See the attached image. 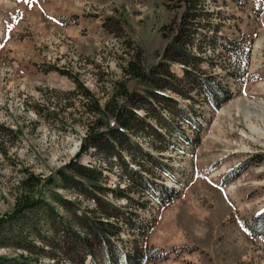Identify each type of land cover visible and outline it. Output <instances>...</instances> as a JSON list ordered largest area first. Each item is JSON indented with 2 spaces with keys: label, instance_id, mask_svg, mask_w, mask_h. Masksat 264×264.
Listing matches in <instances>:
<instances>
[{
  "label": "rangeland",
  "instance_id": "rangeland-1",
  "mask_svg": "<svg viewBox=\"0 0 264 264\" xmlns=\"http://www.w3.org/2000/svg\"><path fill=\"white\" fill-rule=\"evenodd\" d=\"M204 3L210 11L203 19L208 25L196 38L209 60L203 67L228 84L235 97L219 110L195 93L194 99L173 93L178 106L153 100L158 108L151 113L159 119L153 123L163 138L140 135L137 140L167 163L170 173L162 174L161 181L181 193L165 205L153 200L138 210L142 219L152 221L147 239L163 256L149 264H264V236H253L245 227L246 220L264 209V162L250 164L253 154L264 152V0ZM183 10L181 0H0V217L28 192L22 184L27 170L42 177L53 174L76 156L89 131L113 124L111 114L94 110L98 105L121 104L122 89L147 93L148 84L127 74L125 67L138 53L147 70L160 62ZM231 39H237L241 56L225 50ZM247 49L249 72L234 78L232 71L246 67ZM183 66L172 64L170 69L182 75ZM193 103L203 113L197 118L201 140L194 145L176 132L179 108ZM180 123L195 140L194 126ZM105 158L91 147L78 161L99 164ZM146 166L160 171L154 163ZM113 168L104 171V183L128 185L124 171ZM226 173L236 178L223 185ZM40 190L66 217L64 205L50 198V191L78 201V213L96 209L86 194L55 184L38 186L35 194ZM44 230L58 243L60 223ZM20 253L27 251L0 246V256ZM68 256L67 250H59L55 259L41 261H68Z\"/></svg>",
  "mask_w": 264,
  "mask_h": 264
},
{
  "label": "trees",
  "instance_id": "trees-1",
  "mask_svg": "<svg viewBox=\"0 0 264 264\" xmlns=\"http://www.w3.org/2000/svg\"><path fill=\"white\" fill-rule=\"evenodd\" d=\"M181 1L184 10L178 23L174 21L177 27L163 51L162 60L147 70L141 63V53H138L137 59L130 61L128 67H125L127 74L148 84L147 93L122 89L121 104L113 107L110 102L105 107L98 105L94 110L105 116L111 114L113 124L105 130L89 131L83 137L76 156L53 174L42 177L27 170L28 176L22 184L25 192H28L17 198L15 208L10 213L0 217V246L11 245L27 251V254L20 253L17 257L0 256V264H149L163 257L157 251L159 248L151 245L147 239L153 226L152 221L142 219L138 210L148 208L153 200L162 205L172 202L181 191L179 187L161 181L160 176L170 173V168L137 140L140 135L162 137L158 126L153 123H157L159 119L155 113H151V110L158 108L152 102L155 100L160 104L171 103L178 106L179 100L173 93L183 99H194L195 93L211 108L219 110L235 97L234 90L228 84L203 67V63L209 60L203 55L206 50L203 43L196 44V38L202 34V28L208 25V22H203L204 17L210 15L204 0ZM208 43L214 45L210 40ZM231 43L223 45L225 50L232 55L241 56L242 52L236 45L237 39H231ZM243 44L246 48L245 43ZM196 49L198 52L194 51ZM246 57L243 72H231L234 78H243L249 72L248 49ZM172 64L184 65L183 74L171 71ZM168 90L171 91L169 94L166 93ZM188 107L189 109L182 106L179 108L181 113L177 115L180 121L176 132H179L185 142L194 145L201 140L202 123L197 118L203 116V113L195 109L194 103ZM141 110L146 113H140ZM180 122L194 126L195 140L185 135ZM0 126L4 127L1 123ZM91 147L104 152L107 159L99 164L93 163L92 166L80 163L78 159ZM127 156L130 160L126 159ZM147 161L156 164L160 171L148 168ZM250 161L254 165L263 163L264 152L253 154ZM113 166H118L120 172L124 171L128 185L112 188L104 183V169L113 170ZM228 176L229 173H226L223 185L230 184L236 178ZM172 177L180 183L179 179L173 175ZM53 184L86 194L87 198L93 199L96 209L83 208L78 213L81 208L78 201L52 190L50 198L63 204L69 217L60 214L43 190L38 195L34 192L38 186ZM134 193L139 197L136 198ZM123 199L125 204L118 202ZM56 223H60L62 229L58 243H54V236L48 235L44 230L46 227L54 228ZM245 227L253 236H264V209L254 215L251 221L246 220ZM123 233L128 237H123ZM38 241L45 245H38ZM56 248L58 250L54 251ZM59 250L69 252L70 256L65 257L68 261H41L44 257L55 259Z\"/></svg>",
  "mask_w": 264,
  "mask_h": 264
}]
</instances>
